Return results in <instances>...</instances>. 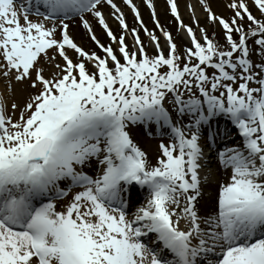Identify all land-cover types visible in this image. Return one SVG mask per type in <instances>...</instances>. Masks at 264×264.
Here are the masks:
<instances>
[{
	"label": "snow or ice",
	"instance_id": "obj_1",
	"mask_svg": "<svg viewBox=\"0 0 264 264\" xmlns=\"http://www.w3.org/2000/svg\"><path fill=\"white\" fill-rule=\"evenodd\" d=\"M123 3L154 55L114 0H0V264H264V0H251L259 18L249 0H229V19L199 0L224 43L166 0L189 38L182 53L152 0L167 52ZM76 17L103 56L75 42ZM13 81L27 98L10 115ZM137 127L167 134L155 163ZM233 129L241 141L212 169L209 153Z\"/></svg>",
	"mask_w": 264,
	"mask_h": 264
},
{
	"label": "bare ground",
	"instance_id": "obj_2",
	"mask_svg": "<svg viewBox=\"0 0 264 264\" xmlns=\"http://www.w3.org/2000/svg\"><path fill=\"white\" fill-rule=\"evenodd\" d=\"M181 1L182 0H178V4L181 3ZM114 2L124 12L126 22L128 23L129 28L136 27L139 30L141 39L144 41V44L147 46L148 52H150L149 51L150 44L146 41L147 35H145V33L143 32L142 29H139V24L135 20L134 13L131 11V9L126 4L123 3V0H114ZM133 2L137 5L138 10L141 13V17L143 19V22L147 26V28L150 31L155 32L156 35L159 38H161L162 32L160 29L155 27V21H153V19L151 17L152 9H149L147 7L146 3H144V0H133ZM152 2L154 4H156L155 6H157V9L155 7V12H156L157 17L159 18L160 24L163 26V28L170 31L176 41H179L183 45L190 46L189 42L187 41V37L184 35L183 31L178 32L179 26L176 23L175 18L171 15L170 9H169L168 5L165 3V0H152ZM178 10H180L179 7H178ZM101 11L104 12V14L106 15L107 22L109 23L110 27L113 29L114 33L117 36H119L123 32V30L119 28L118 21L114 18V15H112L113 10L110 9V7L107 4H105L103 6V8L101 9ZM183 13H184L183 22L185 24L190 25L195 30H198L199 26L206 25V21H204L202 18H199L198 22L192 21L191 16H193L195 14L192 11L185 10V11H183ZM85 16L92 23V26H93L97 36L101 40V42L104 43L105 45L110 43L109 38L104 33L103 29L99 26V24L96 23L94 18H92L90 16V14H87V13L85 14ZM111 16H112L114 22L112 21ZM188 21H189V23H188ZM66 22L69 23L70 34L73 36L75 42L78 45H81L82 47H84L89 52L95 51V52H97V54H99L101 56L104 55V53L100 49H98L94 45V43L90 40L89 36L86 33V30L83 28V25L79 21L78 17H76L75 19L66 21ZM126 37H127L126 42L131 47L132 44H131V40H130L129 35L126 34ZM113 46L115 48H118V45H113ZM164 50H165V52H167V48L164 47ZM70 55H74V53L71 52ZM1 83H2V80H0V94H5L4 88L2 87ZM224 124H228V122L225 120ZM229 126H231V125H229ZM141 132L144 133V130L142 128H141ZM234 135H235L234 141L237 142L236 143V145H237L241 141V137L238 134H234ZM222 141H224V140H222ZM141 143H143V141H141ZM228 144H232V143H228ZM222 145H223V143L220 145L219 149L221 148ZM149 159L152 160V158H149ZM209 167H211L212 169H216L218 167L217 159L215 161H213ZM217 178H219L221 180L224 179V173L222 170L219 173H217ZM203 203H204V201L202 200L201 205H200L201 210H202Z\"/></svg>",
	"mask_w": 264,
	"mask_h": 264
},
{
	"label": "rangeland",
	"instance_id": "obj_3",
	"mask_svg": "<svg viewBox=\"0 0 264 264\" xmlns=\"http://www.w3.org/2000/svg\"><path fill=\"white\" fill-rule=\"evenodd\" d=\"M192 2L195 3L191 7V11H193V13H195L193 16H195L198 19L202 18L204 21H206V25L199 26L198 29L201 28V27L207 28L210 37H213L214 39H217V36H219L220 42L224 43L222 27L218 23L213 24L212 21L207 19V13L205 12L203 6L199 3V0H194V1H192V0H182L181 3L178 4L179 9H180V15H181L182 19L184 17L183 11L187 10V8H189L188 4L191 5ZM207 2L210 4L212 10L217 15H222L226 19L231 18V16L233 15V11L227 7V4H228L229 0H207ZM155 5L156 4H154V6ZM155 7L157 9V6H155ZM249 7L252 10L253 14L256 15L259 18L260 14L256 10V8L251 4V0H249ZM193 16H191L192 21H193ZM111 19L114 22L112 16H111ZM188 23H189V21H188ZM197 35L199 36V31L198 30H197ZM160 39H162V35H161ZM249 40H250V38H249ZM146 41L150 44L149 38L147 36H146ZM176 43L180 47V51L182 53L184 47L187 46V45H183L179 41H176ZM131 44H133V43L131 42ZM163 44H164V42H163ZM254 47L255 46L253 45V48ZM149 51H150V52H148L149 55H154L155 54L153 49H149ZM251 58L253 59V61L255 63H259L260 59H261L260 56L258 55V53H256L255 51H253ZM1 84L4 87L5 95H8V92H7L6 87H5V83L2 81ZM13 86H14V90L12 91L11 95L9 96V114L10 115L12 114V111H11V108H10L11 102H16V103L20 104V106L22 108L23 105H24V102H25V100L27 98V93L21 91V89L24 86L16 84L14 81H13ZM252 86L255 87L256 85H252ZM18 116H19V109L16 111L14 119L18 118ZM135 130H136V128L134 129V131ZM137 136L140 138L141 147L148 153L149 158H152L153 163H155L156 158L160 155V149H159L160 142H154L153 140H148L145 136L141 135L140 133ZM134 138L137 139L136 137H134ZM141 141H143V143H141Z\"/></svg>",
	"mask_w": 264,
	"mask_h": 264
}]
</instances>
